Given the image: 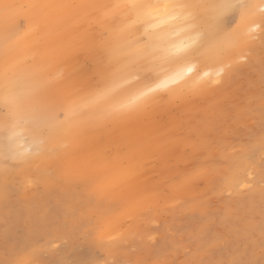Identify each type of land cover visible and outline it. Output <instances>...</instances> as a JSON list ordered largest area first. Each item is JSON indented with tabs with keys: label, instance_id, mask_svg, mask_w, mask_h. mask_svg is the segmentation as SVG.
<instances>
[{
	"label": "rangeland",
	"instance_id": "rangeland-1",
	"mask_svg": "<svg viewBox=\"0 0 264 264\" xmlns=\"http://www.w3.org/2000/svg\"><path fill=\"white\" fill-rule=\"evenodd\" d=\"M57 2L74 6L76 17L63 29L44 32L38 24L26 63H37L46 47L60 61L58 81L72 63L84 68L88 88L80 90L89 94L80 114L91 115L56 144L46 136L33 141L28 120L8 116L9 134L30 159L0 157V264H264V9L256 5L250 17L260 26L249 27L220 80L202 68L157 87L179 61L167 54L179 47L178 34L161 28L166 36L150 41L156 27L136 24L132 35L129 15L105 11L125 0H94L84 9L79 0ZM242 2L246 9L251 0ZM18 18L22 35L26 21ZM244 19L225 15V26ZM124 27L144 52L135 81L158 97L131 109L100 101L91 113L103 92L102 43L112 28ZM82 38L93 46L67 54L68 41ZM148 44L153 48L145 52ZM58 116L63 120L64 110ZM131 159L145 173L127 182L120 174Z\"/></svg>",
	"mask_w": 264,
	"mask_h": 264
},
{
	"label": "bare ground",
	"instance_id": "bare-ground-1",
	"mask_svg": "<svg viewBox=\"0 0 264 264\" xmlns=\"http://www.w3.org/2000/svg\"><path fill=\"white\" fill-rule=\"evenodd\" d=\"M25 1L26 4H35L34 0ZM91 1L94 0H79V4L84 9L86 4ZM202 1L203 3L197 0L191 2L223 5L235 3L236 0ZM41 4L62 5L58 4L57 0L54 2L41 0ZM257 4L264 9V0H251L248 7L244 9L245 19L233 29L226 28L224 16H220V8L202 9L199 18L197 17L194 30H187L180 22H158L164 27L156 26V32L149 35L150 41L153 36H166L161 28H167L170 34H178L179 47L198 36L197 46L179 54L177 66L167 74L165 81L179 82L186 77L195 76L202 68L205 70V74L210 75L212 79L220 80L226 71L230 55L236 50L235 47L237 46L239 49L245 42V34L249 27L257 29L260 26L258 22L253 23L254 18L250 17V15L253 17ZM105 11L111 16L116 10L106 8ZM18 16L23 17L26 21V30L22 35L19 33L20 28L18 27L20 26H17ZM72 17L75 18L76 13L70 7H52L43 11L33 9L25 11L17 8L11 11L10 18L7 20L3 14L0 15V106L5 109V114L0 116V157L13 156L23 160L30 159V156L24 152V148L9 134L10 130L6 128L9 125L8 116L14 118L15 122L20 119L28 120L33 141L46 136L49 142L56 144L71 138L91 115L80 114V110L87 104L86 101L83 105L89 94L87 91L80 90V88H88L84 68L79 65L77 68L76 64L72 63L73 68H69L65 81H58L56 74L57 64L60 61L57 57L47 55L49 53L46 47L44 48L45 54L37 63L32 65L26 63L27 58L35 50L38 38L36 26L43 24L44 32L48 30L47 28L63 29L66 26V21L70 22ZM199 22L200 26H198ZM129 31L134 35L132 27L129 28ZM112 32L113 35L102 43L100 55H103L107 61L105 70L101 72L100 77L103 92L97 97L99 102L97 100L94 102L95 109L93 111L87 109L91 113L98 112V108L102 105L100 101L112 104L128 103L132 97L139 94L138 91H146L141 81H135L139 75L138 67L145 64L143 49H139L135 42L129 40L127 28L124 27L122 31L112 28ZM63 42H66V39ZM50 43V40H46L47 47H50ZM76 44L74 45V41L69 40L66 53L74 54L75 49H89L93 46L87 38H82ZM152 48L153 45L148 44L145 52ZM81 81L84 83V87ZM120 88L121 90L118 91ZM169 96L170 94H168ZM6 97L7 107L5 105ZM157 97L156 93H150L144 100L150 103ZM37 109L40 110V119H31ZM60 109L64 110L63 120L58 119ZM144 173L143 165H139L135 159H131L123 167L120 177H125V180L130 182L131 178L135 180Z\"/></svg>",
	"mask_w": 264,
	"mask_h": 264
},
{
	"label": "snow or ice",
	"instance_id": "snow-or-ice-1",
	"mask_svg": "<svg viewBox=\"0 0 264 264\" xmlns=\"http://www.w3.org/2000/svg\"><path fill=\"white\" fill-rule=\"evenodd\" d=\"M52 7L66 8L74 7L72 5H48V4H27V5H0V13L3 14L7 20L10 18L11 11L17 8L33 9L43 11ZM246 5L242 0H237L236 3H228L223 5H206L200 3H193L190 0H126L125 3L113 5V10H122L126 15L132 19L129 28L136 24H144L147 26L156 27L157 22H180L187 30H194L196 28V20L202 9L206 8H220V16L225 15H238L241 19L244 16V9ZM223 31V29H221ZM147 32V27L145 29ZM198 36L194 37L189 43L184 44L178 48L168 50V55H177L186 52L197 46ZM175 82V81H172ZM169 81H164L157 87H166ZM154 89L140 92L132 97L124 108L131 109L137 107ZM5 105L8 106L7 97L5 98ZM87 106V105H85ZM39 109L31 116V119L39 120ZM14 135L16 133H13ZM10 264H34L33 261L28 259H17L10 262Z\"/></svg>",
	"mask_w": 264,
	"mask_h": 264
}]
</instances>
